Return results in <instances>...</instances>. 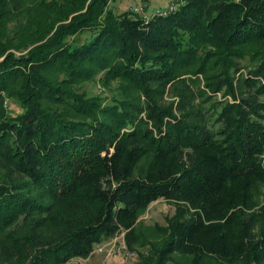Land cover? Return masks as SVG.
Listing matches in <instances>:
<instances>
[{
    "label": "trees",
    "instance_id": "obj_1",
    "mask_svg": "<svg viewBox=\"0 0 264 264\" xmlns=\"http://www.w3.org/2000/svg\"><path fill=\"white\" fill-rule=\"evenodd\" d=\"M109 1L60 0L25 53L0 38V264H65L119 234L133 250L158 199L175 210L144 264H264V0ZM100 72L142 100L73 88Z\"/></svg>",
    "mask_w": 264,
    "mask_h": 264
},
{
    "label": "rangeland",
    "instance_id": "obj_2",
    "mask_svg": "<svg viewBox=\"0 0 264 264\" xmlns=\"http://www.w3.org/2000/svg\"><path fill=\"white\" fill-rule=\"evenodd\" d=\"M171 1L110 0L108 7L120 13L141 5L143 14L150 16L159 9L168 8ZM59 2L60 0H20V5L16 8L13 5V0H0V38L11 44L12 51L27 52V48L33 45V41L43 31L44 25L50 26L61 12V10H57L62 7ZM2 8H7L6 12H2ZM72 16L73 14L62 23L69 22ZM60 22L58 21L56 26ZM88 35L89 33L78 35L75 37L78 38L76 41L78 43L84 41ZM73 88L87 97L99 98L104 105L121 99L135 102L142 100L141 92L126 80L107 78L106 73L103 72L96 73L95 76L76 83ZM8 105L14 114L23 111V108L12 100L9 101ZM68 115L72 116L73 112L68 110ZM174 210V205L165 199H158L145 210H142L138 218V228L143 234V239L133 250L127 248L123 234H119L108 242L96 245L93 253L88 257L73 258L65 264H144L142 254L150 252V245L163 243V235L157 232V225H165L166 217L171 216ZM175 262L176 264H189V259L176 254ZM205 264L219 263L208 260Z\"/></svg>",
    "mask_w": 264,
    "mask_h": 264
},
{
    "label": "built area",
    "instance_id": "obj_3",
    "mask_svg": "<svg viewBox=\"0 0 264 264\" xmlns=\"http://www.w3.org/2000/svg\"><path fill=\"white\" fill-rule=\"evenodd\" d=\"M172 5H173V4H172ZM172 5L169 6V9H172V8H173ZM133 10L136 11V12H143V7H142V6H135V7L133 8Z\"/></svg>",
    "mask_w": 264,
    "mask_h": 264
}]
</instances>
